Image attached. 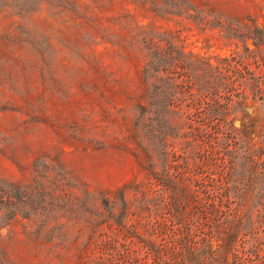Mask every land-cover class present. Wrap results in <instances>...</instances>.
Here are the masks:
<instances>
[{"label": "rangeland", "instance_id": "obj_1", "mask_svg": "<svg viewBox=\"0 0 264 264\" xmlns=\"http://www.w3.org/2000/svg\"><path fill=\"white\" fill-rule=\"evenodd\" d=\"M179 7L190 16L159 14ZM195 8L212 22L264 25V0H0V180L64 195L57 214L46 204L24 217L33 209L21 208L0 228L12 264H82L99 232L111 234L106 204L116 214L121 193L148 187L133 125L144 101L142 37L167 33L211 63L236 43L212 23H194ZM248 103V116L230 118L257 143L256 103ZM46 218V228L66 230L39 232Z\"/></svg>", "mask_w": 264, "mask_h": 264}, {"label": "trees", "instance_id": "obj_2", "mask_svg": "<svg viewBox=\"0 0 264 264\" xmlns=\"http://www.w3.org/2000/svg\"><path fill=\"white\" fill-rule=\"evenodd\" d=\"M194 10V23L222 28L227 40L236 39L234 50L211 63L184 52L167 33L142 37L144 101L133 108V125L147 157L148 187H133L127 199L121 193L116 214L106 204L111 234L99 232L82 264H264V25L212 22ZM179 12L159 14L190 16ZM251 101L257 143L230 118L248 116ZM63 197L41 184L0 180V228L21 208L33 209L24 217L46 204L57 214ZM92 224L94 234L99 224ZM48 225L46 218L38 231L66 230ZM0 264H12L1 250Z\"/></svg>", "mask_w": 264, "mask_h": 264}]
</instances>
